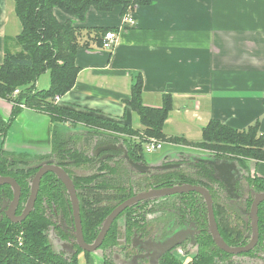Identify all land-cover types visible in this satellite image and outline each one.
I'll use <instances>...</instances> for the list:
<instances>
[{
	"label": "flooded vegetation",
	"instance_id": "1",
	"mask_svg": "<svg viewBox=\"0 0 264 264\" xmlns=\"http://www.w3.org/2000/svg\"><path fill=\"white\" fill-rule=\"evenodd\" d=\"M0 118L5 123L0 124V178L12 179L20 189L14 203L12 187L0 184V226L21 225L35 214L42 216L48 244L66 261L84 255L102 264H192L205 256L212 264H264V176L257 172V165L263 163L204 148H177L148 159L121 135L92 131L68 130V141L57 144L51 133L52 147L46 151H10L5 145L10 120L1 112ZM51 166L63 169L74 185L82 237L88 246L98 241L105 220L130 203L93 253L78 244L70 196ZM41 172L33 208L22 219ZM186 186L207 191L209 198L198 191L143 197L151 191L175 192ZM209 205L216 230L232 253L215 242ZM97 209L109 213L87 235L83 215L94 217Z\"/></svg>",
	"mask_w": 264,
	"mask_h": 264
},
{
	"label": "crops",
	"instance_id": "2",
	"mask_svg": "<svg viewBox=\"0 0 264 264\" xmlns=\"http://www.w3.org/2000/svg\"><path fill=\"white\" fill-rule=\"evenodd\" d=\"M131 5L137 25L125 30L122 7L111 13L91 9L83 22L54 11L60 23L113 28L119 34L111 52L95 43L78 51L77 81L59 106L141 130L139 116L125 104L134 77L140 75L145 106L161 108L165 95L173 97L166 136L199 143L203 129L218 121L238 131L257 127L264 137V0H134ZM21 32L15 3L0 0V65L6 52H21ZM0 112L10 120L8 150H16L25 137L22 150L52 147L50 135L41 141L13 131L22 119L38 128L37 119L45 114L26 108L11 121L12 105L1 99ZM171 145V153L182 146ZM257 172L264 176V163L257 165Z\"/></svg>",
	"mask_w": 264,
	"mask_h": 264
},
{
	"label": "trees",
	"instance_id": "3",
	"mask_svg": "<svg viewBox=\"0 0 264 264\" xmlns=\"http://www.w3.org/2000/svg\"><path fill=\"white\" fill-rule=\"evenodd\" d=\"M15 3V13L21 23L22 32L18 41L21 52H6L0 65V99L12 105L11 121L27 109L47 115L53 124L52 142H67V131L71 128H84L88 131L121 135L125 142L144 153V139L155 138L165 144L185 147L222 150L245 159L264 163V137L257 127L238 131L211 121L202 131V140L191 143L180 137H168L164 127L173 110L171 95L163 97L161 108H149L143 103V81L140 75L134 77L131 97L125 101L140 118L143 129L134 130L104 119L95 113L75 111L55 103L57 97L65 96L73 89L80 68L76 64L80 49L91 47L92 43L101 48L104 36L113 28H77L72 21L60 23L55 10L83 22L91 9L99 13H111L116 7L126 11L131 5L129 0H11ZM50 75L49 89L38 91L37 84L44 74ZM19 90L18 96L14 92ZM0 124L5 125L0 118ZM68 126V127H67ZM113 134V135H114ZM115 135V136H116ZM120 137V138H121ZM94 217L83 215L87 235L103 222L109 211L94 210ZM98 214L100 216L97 218ZM42 216L35 214L21 225L0 226V264H79L78 260H62L48 244L44 234ZM23 233V245L16 243ZM11 244V247L8 244ZM192 264H212L203 256ZM109 264V263H103ZM174 264H181L176 261Z\"/></svg>",
	"mask_w": 264,
	"mask_h": 264
},
{
	"label": "water",
	"instance_id": "4",
	"mask_svg": "<svg viewBox=\"0 0 264 264\" xmlns=\"http://www.w3.org/2000/svg\"><path fill=\"white\" fill-rule=\"evenodd\" d=\"M69 131L71 133L74 134H80L82 132H87L88 130L84 129V128H71L69 129ZM185 152H183L182 154H184ZM170 154V153H169ZM169 154H165V158L169 157ZM186 154H194V153H190V152H186ZM197 155V154H195ZM199 157H203V155H200ZM205 157V156H204ZM201 161L205 162L206 160L203 158L201 159ZM51 171L62 181V183L64 184L65 188L68 191V194L70 196V201L72 204V210H73V215L76 219V226H77V235H78V244L81 247V249L84 252H89V253H93L95 250H97V248L99 247L101 240L104 239L107 231L109 230L110 226L112 225L113 221L119 216V214L121 212H123L126 208H128V206H130V203H125L122 206H120L117 210H115L103 223L102 229H101V233L100 236L98 238V241L92 245V246H88L87 244H85L84 240H83V233H82V228H81V221H80V203H79V199L76 195V191L74 188V185L71 181V179L69 178V176L66 174V172L61 169L60 167H54L51 166ZM42 176V172L37 176L36 178V182L32 187V196H31V200L29 205L27 206L26 211L23 214V218H26L31 209L33 208V204L36 198V194L38 191V185L40 182ZM0 184L2 185H9L12 187V189L14 190L15 193V200L14 203L17 201L18 197H19V193H20V189L18 187V185L16 184L15 181H13L12 179L9 178H0ZM189 191H198L200 193H202L205 196H208L209 198V194L207 193V191L199 188V187H192V186H186L183 189H177L175 192H173V190H156V191H151L149 192L147 195L143 196L145 197V199H155V198H160V197H164L166 195L169 194H174V193H178V192H189ZM210 208V214H209V222H210V228L212 229V234L214 236L215 242L217 243V245L219 247H221L222 249H224L227 252H233V250L228 249V247L225 245V243L223 242V240L221 239L218 231L216 230V225H215V219L213 217L212 214V210H211V206L209 205ZM71 247V246H70ZM67 261H71V260H67Z\"/></svg>",
	"mask_w": 264,
	"mask_h": 264
},
{
	"label": "rangeland",
	"instance_id": "5",
	"mask_svg": "<svg viewBox=\"0 0 264 264\" xmlns=\"http://www.w3.org/2000/svg\"><path fill=\"white\" fill-rule=\"evenodd\" d=\"M50 84H51L50 75L48 73L44 74L40 77V79L38 81V88L37 89H38V91H45V90L49 89ZM44 116H46V115H44ZM44 116H41L39 119H37L38 123L40 124V126L38 128L36 127L37 124H29L32 126H29V125L26 126L25 120L22 119V121H21L22 124H20V125L16 124L13 127L14 133L15 134H24L27 132V133H29V135L37 136L39 138V140L46 138L47 136H49L51 134V129H50V123L51 122L49 123V120H48L49 117L47 119L46 118L47 116L46 117H44ZM26 140H27V138L25 137L20 142L17 143L16 151H20V152L26 151V150H22L21 148H19L20 146L23 145V142H25ZM177 148H184L186 150L194 149V148L182 147V146L177 147ZM171 149H173L171 144H165L164 148L160 151H157V152L152 153V154H148V153L144 152V154H145L146 158H148V159H155V158H158L159 156L163 155L165 152L170 151ZM96 259L90 260V259L86 258L84 255H80L78 257V263L79 264H95V263L98 264V263L102 262L101 260H96ZM92 260H93V262H92ZM183 261H185V259H183Z\"/></svg>",
	"mask_w": 264,
	"mask_h": 264
},
{
	"label": "built area",
	"instance_id": "6",
	"mask_svg": "<svg viewBox=\"0 0 264 264\" xmlns=\"http://www.w3.org/2000/svg\"><path fill=\"white\" fill-rule=\"evenodd\" d=\"M133 2L134 0H129ZM137 25L136 18L133 14V5H130L126 11H124L122 21H121V29H133ZM119 34L117 31H109L106 33V35L103 38L101 49L107 52H111L114 50L117 42H118ZM20 93L19 90H16L14 92V97L18 96ZM60 97H57L55 99V103L58 105L60 101ZM21 109H26V106L21 104L19 105ZM144 152L148 154L155 153L157 151H160L164 148L165 143L163 141L154 139V138H145L144 139ZM16 243L19 247L23 245V233H21L17 239ZM9 247H11V244H8Z\"/></svg>",
	"mask_w": 264,
	"mask_h": 264
}]
</instances>
